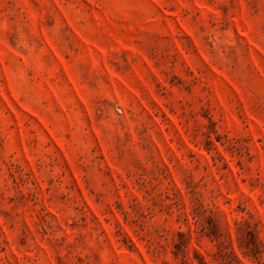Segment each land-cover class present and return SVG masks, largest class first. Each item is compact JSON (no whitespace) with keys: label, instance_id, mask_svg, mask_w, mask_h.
I'll return each mask as SVG.
<instances>
[{"label":"rangeland","instance_id":"374dc122","mask_svg":"<svg viewBox=\"0 0 264 264\" xmlns=\"http://www.w3.org/2000/svg\"><path fill=\"white\" fill-rule=\"evenodd\" d=\"M0 264H264V0H0Z\"/></svg>","mask_w":264,"mask_h":264}]
</instances>
